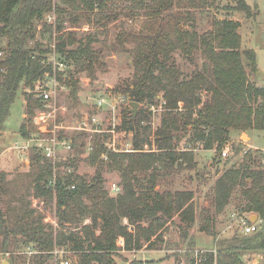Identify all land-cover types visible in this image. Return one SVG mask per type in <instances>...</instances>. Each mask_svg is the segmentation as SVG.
Listing matches in <instances>:
<instances>
[{
  "label": "trees",
  "instance_id": "obj_1",
  "mask_svg": "<svg viewBox=\"0 0 264 264\" xmlns=\"http://www.w3.org/2000/svg\"><path fill=\"white\" fill-rule=\"evenodd\" d=\"M113 0H0V51L4 58L5 74L0 82V134L9 117L11 105L22 87L32 86L49 66L41 64L42 56L50 49L30 46L35 37L37 23L46 30L53 29L46 24L48 13L57 15L56 32L63 30L67 16L66 7L77 10L76 16L68 20L77 22L81 17L90 21L91 14L100 13L96 20L108 19L109 3ZM145 12L148 21L138 33H128L126 38L136 44L134 54V77L131 84L119 91L132 103H152L160 95L164 104L160 125L154 132L155 150H144L134 144L132 151L109 152L105 147L107 134H94L89 163L102 162V155L108 154L110 163L121 172V192L114 197L105 190L102 169L98 168L90 179L75 172L56 174L55 183L48 186L54 175V166L35 149L28 150L33 194L37 198L55 201V217L59 230L44 223V217L31 209L30 203L9 188L6 174L0 171V254L10 255L16 264L20 259L14 254L19 243L31 246L36 254L32 264H49L54 260L55 247H66L73 253V264H115V258H122L120 251L153 249L163 243V233L179 218L180 239L185 240L195 220V206L192 192L178 191L160 193L156 183L161 171L170 170L179 163L193 164L192 149H178L181 138L193 146L201 144L203 149L221 151L231 131L249 132L264 130V87L252 82L258 68L253 50L241 48L238 32L240 24L231 19H214L212 28L202 34L195 30L179 31L178 26L192 20L191 10L202 12L213 7L219 0H122ZM234 6L226 9L250 14L251 8L244 0H229ZM80 7V9L78 8ZM96 16V15H95ZM56 52L76 71L90 70L95 54L89 44L79 43L67 50L75 40L70 33L59 37ZM5 43V44H4ZM179 49L186 57L200 53L209 67L181 78L171 61L172 52ZM67 72L66 85L69 94L77 98V81ZM201 93L205 96L202 98ZM25 101V122L19 128L22 140L29 138L36 110L42 103L23 91ZM146 120V117H144ZM143 119V118H142ZM141 115L134 122L129 114L123 117L121 128L126 132L138 133ZM28 123V124H27ZM187 136H178V132ZM70 137L61 133L60 140L77 145V140L89 136L75 132ZM84 144L76 146L82 153ZM80 149V151H79ZM251 158L238 168L224 171L214 185L215 197L212 208L202 210L200 230L215 237V219L220 214L236 189L239 187L244 201L240 211L256 214L258 230L251 235H236L215 242L216 255L206 253L203 264H247L242 254L261 257L264 264V165L262 159ZM74 159L64 162L66 167L74 166ZM253 164V166H251ZM74 186L71 190L70 187ZM8 197L10 200L4 199ZM16 202V204H13ZM5 203V209L2 204ZM88 223H85L86 221ZM73 229H69L71 227ZM124 241L123 249L117 240ZM144 243V244H143ZM158 249H160L158 247ZM192 250L190 248L188 251ZM189 253V252H188ZM186 264H193L189 257ZM127 264H140L135 260Z\"/></svg>",
  "mask_w": 264,
  "mask_h": 264
},
{
  "label": "rangeland",
  "instance_id": "obj_2",
  "mask_svg": "<svg viewBox=\"0 0 264 264\" xmlns=\"http://www.w3.org/2000/svg\"><path fill=\"white\" fill-rule=\"evenodd\" d=\"M59 3V0H55ZM251 8V13L230 11L226 6H234V2L229 0H219L215 6L208 7L202 12L191 10L192 20L188 23L180 24V30H195L202 34L211 30L214 19L223 20L231 19L240 24L238 30L241 37V48L253 50L256 56V64L258 73L251 76V80L257 86L264 87V0H244ZM108 19L96 20L100 13L91 14L88 21L85 17H81L79 21L72 22L68 20V15L74 18L77 10L72 7H66L68 11L65 18L63 30L56 32L55 26L58 21L57 15L48 13L44 20L46 24L53 23L52 30H46L42 27V23H37V29L33 40L29 41L30 46H40L42 49H51L55 47L59 37H67L70 33L75 42L67 46V50L74 49L79 43L89 44V49L95 54L92 62V74L90 70L76 71L72 62L70 70L73 71L71 78L77 81V98H73L69 92V87L62 91L59 99L52 110V117L48 120V130H53L54 126L62 127L57 131V136L62 133L64 137H70L76 134L69 127L76 126L80 119L96 115L101 120L100 129L111 130L113 133H104L109 137L105 141V147L109 152L132 151L134 144L144 145L146 151L155 150L154 132L160 125V119L163 112L164 104L162 98L157 96L152 103L139 104L136 117L141 115V122L138 133L126 132L121 126L123 117L126 114L131 115L130 103L120 102L119 91L129 86L134 77V54L136 44L126 36L128 33H138L144 29L147 24L145 12L128 2L122 0H113L109 3ZM80 9V7H78ZM96 15V16H95ZM51 17V19H49ZM50 20V22H48ZM178 26V29H179ZM5 44V43H4ZM171 61L176 65L181 78H188L193 73L202 71L204 67H209L207 61L200 53H195L191 57H186L181 50L175 49L171 55ZM24 88L17 92L14 103L10 107L9 117L4 124V131L0 134V171L6 174V180L9 188L15 190L23 200L30 203L31 209L37 214L44 217V223L53 227L54 231L59 228L52 225L54 221L57 225L55 217V201L37 198L33 194L32 180L30 172V160L28 151L13 148L15 143L21 146L22 139L19 135V128L25 122V101L23 97ZM123 95V94H122ZM202 98L205 94L201 93ZM127 97V96H126ZM98 99L105 101L102 108L95 106ZM128 100V97H127ZM36 110L34 112H37ZM143 118V119H142ZM28 124V123H27ZM35 126L29 127L31 132L35 131ZM34 132V133H35ZM179 136H187L184 132H178ZM95 135H89L86 138L77 140V145H71V150L60 148V160L54 167L56 174L63 175L66 172H75L78 176L90 179L98 168L102 169L105 179V190L109 196L115 195L109 191L110 184H117L121 188V172L110 163L108 154L102 155V162L90 164L88 161V147L93 146ZM183 137L177 143L178 149H192L193 164L179 163L170 170L161 171L156 183V190L160 193H174L178 191L192 192L193 202L195 206V220L188 230V236L185 240L180 239V230L177 227L179 218L173 217V223L163 233V243H157L153 249H146L147 244L140 251L128 252L120 251L122 258H115V264H127L133 260L143 264L149 262L151 264H186L190 248L194 249H214L215 242L219 239L230 238L234 234L241 235L240 218L259 225V218L256 214L248 212L241 213L240 204L243 198L239 187H236L232 193L228 204L224 210L216 216L215 219V237H212L200 230L201 213L203 209L212 208L215 192V181L224 171L231 168H238L247 162L249 157L254 158L259 155L264 159V130L237 132L231 131L228 141L224 144L221 151L205 150L201 144L193 146ZM66 141V140H65ZM21 143V144H20ZM83 143L85 146L81 152H78L76 146ZM116 150V151H113ZM227 150L226 157H222V151ZM80 151V149H79ZM92 152V151H91ZM104 156V157H103ZM74 159L73 167L62 165L66 161ZM264 165V160L261 161ZM253 166V164L251 165ZM10 200V198L6 197ZM13 204H16L14 202ZM6 204H2L5 209ZM256 216V217H255ZM87 220L85 223H88ZM69 229H73L72 226ZM158 247L160 249H158ZM32 247L23 246L17 243L14 246V254H18L16 264H32L34 250ZM59 247H55L54 250ZM53 250V251H54ZM29 252H33L30 254ZM242 258L247 264H260L261 257L242 254ZM54 257V256H53ZM74 262L73 257H69ZM10 261V255L0 254V264ZM49 264H55L52 260Z\"/></svg>",
  "mask_w": 264,
  "mask_h": 264
},
{
  "label": "built area",
  "instance_id": "obj_3",
  "mask_svg": "<svg viewBox=\"0 0 264 264\" xmlns=\"http://www.w3.org/2000/svg\"><path fill=\"white\" fill-rule=\"evenodd\" d=\"M51 19V17L49 18ZM50 22V20H48ZM52 24V23H50ZM50 53L42 56L41 64L44 66H49L50 69L46 71L38 80H36L32 86L24 88V91L32 95L35 99H38L43 108L39 109L33 116V126H35V133L30 134L29 138L22 140L21 146H18V143H15L13 148H18L20 150L28 151L30 148L37 149L43 157L48 159L51 164L55 167L57 162L60 160V148H65L67 151L71 150V144L68 141L60 140L57 136V131L61 130L62 127L54 126L53 130H48V120L52 117V110L59 99V95L62 91L66 90V79L67 72L70 70L68 63L61 58V56L56 52L55 47L50 49ZM4 58L3 51H0V82L2 81L3 75L6 70L2 65ZM68 87V86H67ZM120 102H129L127 97L121 95L119 97ZM105 101L98 99L95 102V106L102 108L105 105ZM101 120L96 116L92 115L80 119L76 126L69 127L70 130L76 132H85L89 135L94 134H103V133H113L111 130H102L100 129ZM89 153L93 150L92 147H88ZM116 151V150H113ZM228 154L227 150H223L221 155L226 157ZM104 157V156H103ZM56 180V172L51 181L48 183V186H52ZM71 190L74 189V186L70 187ZM109 191L114 195H117L121 192V188L113 183L109 186ZM52 225H56L54 221H51ZM240 231L243 235H251L258 230L259 225L257 223H252L243 218H240ZM117 246L123 249L124 241L122 238L117 240ZM190 253V258L193 264H203L204 255L206 253H212L216 255L215 249H194L187 251ZM32 254L33 252H29ZM54 256L55 264H72V261L69 257L73 255L66 247L60 246L52 252ZM143 264H151L149 262H144Z\"/></svg>",
  "mask_w": 264,
  "mask_h": 264
},
{
  "label": "water",
  "instance_id": "obj_4",
  "mask_svg": "<svg viewBox=\"0 0 264 264\" xmlns=\"http://www.w3.org/2000/svg\"><path fill=\"white\" fill-rule=\"evenodd\" d=\"M179 30H180V26H179ZM130 108H131V119L134 120V118L136 117L137 111H138V107L139 104L138 103H130ZM256 217V216H255ZM2 264H8L7 262H3Z\"/></svg>",
  "mask_w": 264,
  "mask_h": 264
}]
</instances>
